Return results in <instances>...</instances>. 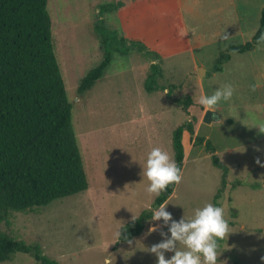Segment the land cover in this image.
Listing matches in <instances>:
<instances>
[{"label":"rangeland","instance_id":"rangeland-1","mask_svg":"<svg viewBox=\"0 0 264 264\" xmlns=\"http://www.w3.org/2000/svg\"><path fill=\"white\" fill-rule=\"evenodd\" d=\"M235 1L240 15L258 27L257 15L264 10V0ZM104 4L106 0H48L47 6L55 54L73 103L72 122L89 189L47 207L15 212L8 222L1 223L0 230L27 243H39L44 254L58 264H103L109 253L113 264H156L148 249L162 239L161 230L167 232L162 220L149 222L131 244L117 246L120 231L133 216L136 219L150 208L159 195L146 191V178L140 183L147 153L161 147L174 159V130L196 119L195 135L185 132L183 138L186 159L182 180L164 204L166 210L178 221L204 203H215L222 190L219 203L230 228L220 242L218 264H264V168L255 164L257 156L264 160V133L257 127L264 124V43L250 52L232 54L223 70L214 72L221 52L231 43L249 42L258 29L253 32L250 28L242 41L232 27L223 31L227 39L223 36L200 48L195 58L181 55L162 62L160 85L177 86L170 98L168 90L146 91L150 65L158 59L139 52H115L104 76L80 95L82 79L104 57L95 27L117 30V19L107 16L112 12L100 13ZM187 22L193 25L190 19ZM195 65L205 70L202 76ZM223 83L235 88L229 101L215 107L223 121L204 124L206 109L199 104V97L211 94ZM187 97L193 99L189 114L179 103ZM197 136L205 142L198 144ZM206 141L211 142L214 152ZM213 156L228 167L225 186L223 171L214 164ZM154 225L159 229L149 232ZM172 254L166 253V258ZM1 264L38 263L18 253L12 261Z\"/></svg>","mask_w":264,"mask_h":264},{"label":"trees","instance_id":"trees-1","mask_svg":"<svg viewBox=\"0 0 264 264\" xmlns=\"http://www.w3.org/2000/svg\"><path fill=\"white\" fill-rule=\"evenodd\" d=\"M48 0H0V225L15 212L47 207L60 200L89 189L82 154L75 135L72 117L73 103L67 96L64 79L55 54L52 19ZM122 2L101 6L100 13L117 11ZM104 48L103 60L90 70L78 88L80 95L91 90L104 76L113 61V54L130 55L143 52L154 56L145 81L149 93L166 91L170 98L176 85L165 87L162 57L137 41L120 35L104 25L95 27ZM264 43V10L259 28L249 42L231 43L217 58L214 72L234 53H247ZM189 114L192 97L179 101ZM196 119L178 126L172 136L174 160L183 170L186 150L184 133L195 135ZM198 144L205 139L198 137ZM207 147L214 152L210 141ZM214 164L223 171L225 186L228 167L213 156ZM177 184H170L156 197L150 208L131 220L120 231L119 241L127 243L140 236L151 222V210L164 205ZM222 190L215 197L219 203ZM223 239L220 241L222 242ZM116 248V247H115ZM29 255L38 264H58L44 254L39 243H27L0 230V264L14 259L16 254Z\"/></svg>","mask_w":264,"mask_h":264},{"label":"crops","instance_id":"crops-1","mask_svg":"<svg viewBox=\"0 0 264 264\" xmlns=\"http://www.w3.org/2000/svg\"><path fill=\"white\" fill-rule=\"evenodd\" d=\"M116 2L119 0H106V4ZM120 2L123 3V8L108 13L107 16L117 19L115 27L121 36L143 43L149 51L158 53L165 64L181 55L195 58L196 51L211 46L214 41L225 35L223 31L232 27L231 31L236 37L242 38V41H245L250 28L253 32L259 28L251 25L252 22L248 18L240 15L241 10L239 11L235 0H120ZM262 12L263 10L259 16L257 15L259 24ZM187 19L191 20L193 24L191 27ZM200 68L201 66L195 65L196 70ZM201 83L203 84L202 79Z\"/></svg>","mask_w":264,"mask_h":264},{"label":"clouds","instance_id":"clouds-1","mask_svg":"<svg viewBox=\"0 0 264 264\" xmlns=\"http://www.w3.org/2000/svg\"><path fill=\"white\" fill-rule=\"evenodd\" d=\"M224 38H228L226 33ZM234 92L235 88L231 83H223L211 94L200 96L198 102L204 109L212 112L215 118V107L221 101H229ZM257 127L264 133V124ZM255 164L264 168V160L259 156L255 158ZM141 167L140 183L147 179L146 191L150 194H159L170 184H178L182 180L181 168L169 152L161 147L151 148ZM151 212L152 221L162 220L163 225L167 227V232L160 231L162 239L148 249L156 257V264H218L221 255L220 241L230 228L223 206L207 202L194 208L191 216L184 214L178 221L173 219L172 213L166 210L165 205L153 208ZM159 227L154 225L149 232H156ZM128 243L132 242L129 240ZM166 253L173 254L166 258ZM112 257L110 253L106 255L103 264H113ZM261 260L264 261V256ZM219 264L224 262L219 261Z\"/></svg>","mask_w":264,"mask_h":264},{"label":"water","instance_id":"water-1","mask_svg":"<svg viewBox=\"0 0 264 264\" xmlns=\"http://www.w3.org/2000/svg\"><path fill=\"white\" fill-rule=\"evenodd\" d=\"M199 70H200V76H202L205 70H203L202 68H200ZM220 121H223V116L219 111H216L215 118H214L213 113L206 110L205 115L203 117L204 124L211 125L213 123L220 122Z\"/></svg>","mask_w":264,"mask_h":264}]
</instances>
